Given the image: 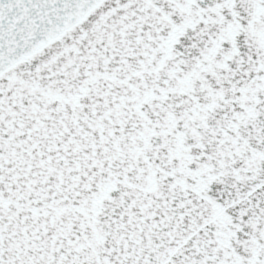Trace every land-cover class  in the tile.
I'll return each instance as SVG.
<instances>
[{
  "label": "snow or ice",
  "instance_id": "snow-or-ice-1",
  "mask_svg": "<svg viewBox=\"0 0 264 264\" xmlns=\"http://www.w3.org/2000/svg\"><path fill=\"white\" fill-rule=\"evenodd\" d=\"M0 264H264V0H0Z\"/></svg>",
  "mask_w": 264,
  "mask_h": 264
}]
</instances>
